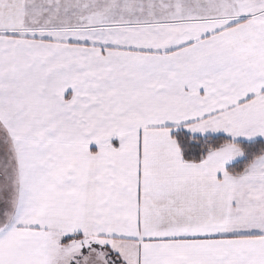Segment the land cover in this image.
Here are the masks:
<instances>
[{"label":"snow or ice","instance_id":"obj_1","mask_svg":"<svg viewBox=\"0 0 264 264\" xmlns=\"http://www.w3.org/2000/svg\"><path fill=\"white\" fill-rule=\"evenodd\" d=\"M0 264H264V0H0Z\"/></svg>","mask_w":264,"mask_h":264}]
</instances>
